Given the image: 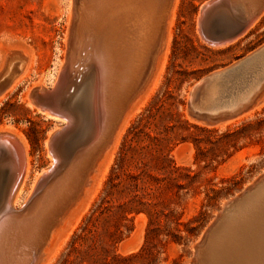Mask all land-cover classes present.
Instances as JSON below:
<instances>
[{
	"label": "rangeland",
	"instance_id": "1",
	"mask_svg": "<svg viewBox=\"0 0 264 264\" xmlns=\"http://www.w3.org/2000/svg\"><path fill=\"white\" fill-rule=\"evenodd\" d=\"M75 1L0 0V81L5 79L12 61L16 66L23 62L22 71L16 72L13 82L7 76L12 84L0 96V134L14 136L23 144L22 152L26 149L22 155L27 174L21 191L11 199L15 210L26 203L38 180L53 167L50 140L61 127L57 122L60 120L41 113L32 96L37 91L54 89L67 65L77 15ZM177 1L149 84L105 148L82 198L54 230L50 249L39 264L62 262L74 234L79 233L84 219L102 197L129 129L147 110H152V118L151 130L147 131L151 139H146V143L153 144L158 137L164 154L168 152V159L179 170H172L168 188L153 198L150 215H129L135 217L134 229L117 248L123 257L143 248L150 254L120 264H193L196 246L223 207L264 176V87L250 106L234 115L202 118L195 116L189 106L192 89L200 79L264 45V10L242 38L213 46L200 31L202 8L210 0ZM77 45L75 40L74 50ZM84 45L88 50L76 55L73 52L72 62L79 61L82 68L91 66L96 74L100 69L95 55L98 45L91 37L84 40ZM109 71L104 80L107 78L109 88L112 87L113 97L122 91L124 79ZM261 71L259 63L223 85L217 103H227L245 91ZM71 76L70 83L75 84L76 75ZM85 85L80 90H85ZM141 147V143L132 145V159L126 167L134 170L133 160L141 158ZM152 173L160 176L163 171L156 168Z\"/></svg>",
	"mask_w": 264,
	"mask_h": 264
},
{
	"label": "water",
	"instance_id": "2",
	"mask_svg": "<svg viewBox=\"0 0 264 264\" xmlns=\"http://www.w3.org/2000/svg\"><path fill=\"white\" fill-rule=\"evenodd\" d=\"M172 1L153 0V4H157L152 7L154 11L156 10V14H153L152 18H154L149 25L150 33L145 70L131 88L129 95L124 99L126 102L134 98L150 74L155 56L164 38L166 20ZM263 10L264 0H212L202 10L201 35L213 46L235 42L246 34L250 23L257 19ZM74 29L75 26L68 62L66 67L62 69L55 88L37 91L32 96L36 106L47 110L60 120L57 122L61 124V127L50 140V150L55 160L54 166L47 174L43 175L35 192L17 210L11 208L13 207L11 199L13 189L18 182L19 171L13 174L7 197L6 209H9L7 216L16 215L17 218L23 220L34 203L41 199L46 190L56 183L81 155L90 151L102 134L107 116L102 89V74H100V70L95 74L91 66L88 65L82 68L81 65H78L79 61L72 62L73 52L75 55L78 53L73 51L75 48ZM262 55H264V45L229 67L200 79L193 87L190 95L189 106L194 115L202 118L234 115L250 106L257 93L250 100L248 99L249 101L246 100L234 107H224L223 104L213 106L209 101V92L214 87H222L231 80L241 77L249 68L256 65ZM71 74L76 75V84H69V86L64 82L66 79L70 82ZM91 76L98 80L95 93L97 106L95 109L90 108L88 119L82 118L81 113H73L64 102L58 100V95L69 86L66 91L70 97L75 96L77 91L84 87L85 80ZM10 84V78L1 80L0 94L6 91ZM78 103V99H74V104L77 105ZM212 110H218L219 113L213 115L211 114ZM7 139L8 142H5L3 136L0 135V162L2 159H7L9 162V165L6 166L5 164V167L3 166L4 163L0 164L4 174L13 170L11 168L15 166L16 162L19 170L24 168L21 149L14 144L12 137L8 136ZM97 151L81 168V181L93 166L99 154ZM238 210L243 211L240 216L235 218L234 213ZM58 216L52 219L49 230L42 241H39V244L31 250V264H34L38 259L41 248L58 222ZM193 264H264V176L260 177L253 186L240 195L233 197L223 207L201 243L196 246Z\"/></svg>",
	"mask_w": 264,
	"mask_h": 264
},
{
	"label": "bare ground",
	"instance_id": "3",
	"mask_svg": "<svg viewBox=\"0 0 264 264\" xmlns=\"http://www.w3.org/2000/svg\"><path fill=\"white\" fill-rule=\"evenodd\" d=\"M153 3V0L75 1L77 15L74 25V37L79 47L77 45L78 49H75L74 51L78 53L80 51L83 53L84 51H87L88 48L85 47L84 40L89 39L90 37L93 38L95 44L98 45L95 55L100 67L98 70H100L102 74V89L107 113L104 128L98 142L94 144L90 151L88 150V153L86 152L85 154L81 155L67 170V172L56 183L46 190L45 194L41 197V199H38L36 203H34V205L31 207V210H29L28 214L23 220H20L21 218H17L16 215L7 216L9 209H6V205L8 191L14 176L13 174H16L19 171L18 182L13 189V197H15L16 194L21 191V186L24 183L27 174V164L22 170H19L16 162L15 166L11 168L13 170H10L8 174H4L2 172L3 170L0 168V264H31V250L35 247V245L39 244V241H42L43 237L49 230L52 219L59 215L57 224L54 226L48 239L41 248L39 257L36 262H34V264H39L40 261L43 260L46 253L50 249L49 247L55 234L54 230L59 226L58 224L64 220L67 213L70 212V210L82 198L89 182L90 175L93 171H95V167H97L96 165H98V163L101 161L103 153L105 152V148L111 142L118 128L127 117L130 107L135 103V101L139 98V96L149 84L151 75L153 72H155L153 71L155 65L154 63H156L155 61H157V58L165 43L167 28L169 25H171L170 23L172 20L176 0L172 1V5L168 12L164 38L161 47L155 56L150 74L134 98L132 100H127V102L124 100L126 99V96L129 95L128 93L130 92L131 88L135 85L145 70L148 50L147 43L150 33L149 25L154 18H152V16L156 14V10L154 11L152 7L157 4L154 5ZM207 3L205 4L207 5ZM256 20L257 19L250 23L248 29L252 28L251 26H253ZM167 33L169 34V32ZM83 56H86V54ZM259 63H262V71L248 85L245 91L231 98L229 102L224 103V107H234L248 99L250 100L262 89V87H264V55L259 58V60L256 62V65ZM14 64L15 63L12 61V63L8 65L4 76V78L11 76L10 78L12 79V82L18 76L16 75V72L20 73L23 68L22 61H20L17 66ZM109 70L112 71V74L115 72L124 79L122 91L120 94L116 93L113 97L111 96L112 94L110 92L112 87L109 88L107 78L104 80V76L106 74L108 75L110 72ZM74 78H76V76H74ZM87 81L85 90H78L75 96L70 97L66 89L68 87L67 85L71 83L66 79L64 83H67V87L61 91L60 95H58V100L64 102L67 108L72 110L73 113H81L82 118L85 117L89 119L90 108L95 109L97 106L95 93L98 80L97 78H93L92 80ZM110 81H113L112 78ZM220 88V86L214 87L209 92V101L213 106L221 105L217 103V100L220 98ZM2 94H0V96ZM74 99H78L79 103L77 105L74 104ZM37 108L41 113H44L51 118L58 119L40 106H37ZM217 113H219L218 110L211 111V114ZM0 135L3 136V140L5 142H8L7 138L9 136L13 138L14 144L18 145L19 148L20 145H23L20 144L18 142L19 139L15 138L14 136L8 135L6 133H2ZM96 150H98L97 152L99 154L88 174L81 181V168L96 152ZM25 151L23 152L25 153ZM53 161L55 163V160ZM25 163L26 162H24V164ZM54 163L52 166H54ZM0 164H3L5 167V164L7 166L9 165V162L7 159H2ZM48 172L49 171L47 170L45 174ZM39 181L40 179L38 180V183ZM37 186L38 184L35 186L34 192ZM11 208L15 210L16 205ZM242 211L243 210H238L235 212V218H237L238 215L240 216Z\"/></svg>",
	"mask_w": 264,
	"mask_h": 264
},
{
	"label": "trees",
	"instance_id": "4",
	"mask_svg": "<svg viewBox=\"0 0 264 264\" xmlns=\"http://www.w3.org/2000/svg\"><path fill=\"white\" fill-rule=\"evenodd\" d=\"M151 118L150 109L129 129L102 197L84 219L79 233L74 234L60 264H120L150 254L143 248L136 254L123 257L117 253V248L134 229L135 217L129 215L141 212L150 215L153 198L168 188L167 179L173 176L172 170H179L174 161L168 159V152L164 154L158 137H155L153 144L146 143V139H151L147 132L151 130ZM134 143H141L142 147L141 158L133 160V170L132 166L125 165L132 159L129 152ZM156 168L163 171L160 176L152 173Z\"/></svg>",
	"mask_w": 264,
	"mask_h": 264
}]
</instances>
